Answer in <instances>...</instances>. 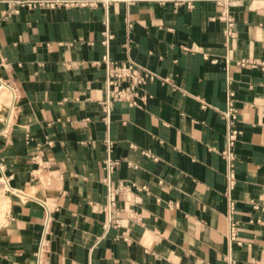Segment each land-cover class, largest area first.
I'll return each instance as SVG.
<instances>
[{"label": "crops", "instance_id": "1", "mask_svg": "<svg viewBox=\"0 0 264 264\" xmlns=\"http://www.w3.org/2000/svg\"><path fill=\"white\" fill-rule=\"evenodd\" d=\"M19 1L0 0V264H264V0ZM105 56L150 75L134 106L101 107Z\"/></svg>", "mask_w": 264, "mask_h": 264}, {"label": "built area", "instance_id": "2", "mask_svg": "<svg viewBox=\"0 0 264 264\" xmlns=\"http://www.w3.org/2000/svg\"><path fill=\"white\" fill-rule=\"evenodd\" d=\"M116 0H102L97 1H84V0H25L14 3V6L37 9V8H56L59 6L65 7H92L102 4L108 6ZM161 2L165 0H160ZM229 22V27H231ZM110 39L109 36L105 37L104 44ZM101 63L104 67L106 84L108 87L106 97L101 103V107L107 112L115 103H127L129 106L136 104V99L139 98V93L145 85L146 80L150 75L137 63L133 61L114 62L109 60L106 56L102 59ZM6 88L12 94L14 99L13 90L4 82L0 81V89ZM230 100L227 103V108L221 113L225 121V147L221 153L223 160L226 163V186L227 189H232L235 185L234 163H235V147H236V131L234 124L237 119V111L232 104L231 98L233 93L229 94ZM108 147V157L105 161V170L107 174L113 172L116 162L110 159L111 144ZM126 202L137 204L139 202V194L146 192V187H140L132 192L127 184H121L116 190ZM235 203L232 199L227 202V211L233 214ZM229 239L231 242H237V232L234 225L231 226L229 232ZM42 249H40L38 264L40 263Z\"/></svg>", "mask_w": 264, "mask_h": 264}, {"label": "rangeland", "instance_id": "3", "mask_svg": "<svg viewBox=\"0 0 264 264\" xmlns=\"http://www.w3.org/2000/svg\"><path fill=\"white\" fill-rule=\"evenodd\" d=\"M13 103V96L6 88L0 89V112L11 107ZM8 201L5 198L4 187L0 185V226L5 223V215L7 212Z\"/></svg>", "mask_w": 264, "mask_h": 264}]
</instances>
